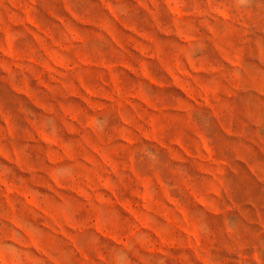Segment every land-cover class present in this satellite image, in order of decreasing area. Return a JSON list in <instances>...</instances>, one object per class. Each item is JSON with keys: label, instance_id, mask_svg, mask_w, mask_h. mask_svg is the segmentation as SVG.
<instances>
[{"label": "rangeland", "instance_id": "rangeland-1", "mask_svg": "<svg viewBox=\"0 0 264 264\" xmlns=\"http://www.w3.org/2000/svg\"><path fill=\"white\" fill-rule=\"evenodd\" d=\"M0 264H264V0H0Z\"/></svg>", "mask_w": 264, "mask_h": 264}]
</instances>
